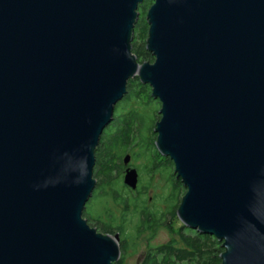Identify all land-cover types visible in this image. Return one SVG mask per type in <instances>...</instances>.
Segmentation results:
<instances>
[{"label": "water", "instance_id": "1", "mask_svg": "<svg viewBox=\"0 0 264 264\" xmlns=\"http://www.w3.org/2000/svg\"><path fill=\"white\" fill-rule=\"evenodd\" d=\"M0 0V264H115L84 217L96 149L138 77L161 103L156 147L186 192L183 224L222 264H264V0ZM131 159L125 156V165ZM124 184L138 187L136 168Z\"/></svg>", "mask_w": 264, "mask_h": 264}, {"label": "trees", "instance_id": "2", "mask_svg": "<svg viewBox=\"0 0 264 264\" xmlns=\"http://www.w3.org/2000/svg\"><path fill=\"white\" fill-rule=\"evenodd\" d=\"M150 4L151 0H147V2L145 1L140 5L142 13L135 25L134 40L132 41L133 53L136 54L141 63L145 61L153 62L155 60L153 53L146 48L149 24L146 20L145 14L147 11L146 9ZM128 89L130 95L134 94L140 97L148 96L150 99H154L151 86L143 84L138 77L129 80ZM130 95L127 96V99ZM131 101L134 100H130L129 103H131ZM155 101L161 104L159 100ZM137 105L139 107V104L136 102L135 107L125 111L128 118L123 120L121 124L119 123V125H117L116 121L118 119L114 117L112 122L107 126V129L104 130L105 132L103 131L99 145L96 149V164L94 167V176L99 178V186L97 190L101 189L105 195H112L115 198L114 200L118 204L124 205L126 209L124 212L122 211L121 215L118 217L116 212L106 206L104 216L107 219V222L103 221L102 218H96L97 221H103V223L98 225L91 224L90 220L85 217L87 221L89 220L88 223L92 227L97 228L99 232L111 235H116L118 232L120 233L121 255L126 253L128 249H133L136 246L137 237L142 231L159 221H166L169 223L168 216H177V208L183 197H180L183 184L181 180L177 179L179 200L173 209H156L157 211L152 210V212L151 208L144 206V204H140L139 195L132 198L130 192L125 190L123 185H117L120 175H122L126 169L124 162L126 155L124 156V153L130 154L133 149L137 148V144H134V134L138 132L137 130H134L137 127L136 123L139 114V108L136 107ZM158 117L160 119L159 113ZM152 150H154V143L150 148L151 152ZM131 153L135 156V152ZM163 160L161 164H158L156 160L153 161L152 156V166H149V169L151 170L150 173H153L155 167L159 165H162L163 170L172 169L174 165L173 161L169 157H166ZM108 188H111L112 193ZM138 191L140 192V188ZM185 192L186 190L184 191V194ZM129 210L132 211L131 216L129 213V217L131 219H137L135 226H129L124 223L128 218ZM185 228L186 226L183 225L181 228L182 230L179 232V237H174L166 244L152 247L144 256L141 264H222L220 256L224 251V248L222 247V243L219 242L216 237L210 234H202L197 230L195 234L186 233ZM115 264H123V262L120 259Z\"/></svg>", "mask_w": 264, "mask_h": 264}, {"label": "rangeland", "instance_id": "3", "mask_svg": "<svg viewBox=\"0 0 264 264\" xmlns=\"http://www.w3.org/2000/svg\"><path fill=\"white\" fill-rule=\"evenodd\" d=\"M145 1L147 2V0H144V2ZM152 2L153 0H151V3ZM140 8L139 18L141 17L142 13V10ZM148 8L146 9L147 11ZM147 11L145 17L147 15ZM129 95L130 91L128 89V94L116 104L114 117L118 119L116 121V124H121L123 120H126L128 118V115H126L125 111L131 109L132 107H135L136 102L139 104V107L138 105L136 106L139 108V114L136 123L137 127L134 129L138 131L134 134V144H137V148L131 151L135 152V156L130 152L131 159L129 163L125 165L126 167L130 166L137 169L139 173V181L138 187L136 189H132L129 186L125 185L123 181L124 171L122 175H120L117 181V185H123L124 189L130 192L132 198L139 195L140 204H144V206L151 208V211H157L156 209L165 210L167 208H169L168 210H172L179 200V187L177 179L181 180L180 178H177L176 174L174 173V165L172 169L170 168L168 170H163L162 165H159L155 167V171L153 173H150L151 170L149 169V166H152V156L153 161L156 160L158 164H161L162 160L166 158V156L162 155L156 147L157 133L155 132V127L157 121L159 120L158 113L161 104L155 101L158 99H150L148 96L140 97L132 94L127 99V96ZM130 100H134L136 102L131 101V103H129ZM106 129L107 127L105 128V130ZM153 143L154 150H152L151 152L150 148L152 147ZM125 155L126 153H124V156ZM95 178L97 179V185L92 197L90 198L84 209L83 215H85L84 217L90 220L91 224L98 225L100 223H103V221L107 222V219L104 216V210L106 209V206H108L112 211L116 212V215H118V217L121 215L122 211H125L126 208L124 207V205L118 204L114 200L115 198L112 195H105V193H103L101 189L97 190L99 186V178ZM139 188L140 192L138 191ZM108 190H110L111 192V188H108ZM185 190L186 188L183 185L180 197L184 195ZM131 212V210L128 211V218L124 223L129 226H135L137 219H131L129 217V213L131 216ZM96 218H102L103 221H97ZM168 218L170 224L166 221H159L158 223L151 225L141 232V234L137 237L136 246L133 249H128L126 253L121 255L124 264H141L144 256L152 247L166 244L174 237H179V232L182 230L181 228L184 225L183 222L180 220L178 215H171L168 216ZM190 229L191 228L186 226L185 232L195 234L196 230ZM119 237H121V235H119Z\"/></svg>", "mask_w": 264, "mask_h": 264}, {"label": "flooded vegetation", "instance_id": "4", "mask_svg": "<svg viewBox=\"0 0 264 264\" xmlns=\"http://www.w3.org/2000/svg\"><path fill=\"white\" fill-rule=\"evenodd\" d=\"M117 234H118V235H120V233H119V232H118ZM117 234H116V235H117ZM120 241H121V237H120ZM120 259H121V260H122V262H123V259H122V258H120ZM123 264H124V263H123Z\"/></svg>", "mask_w": 264, "mask_h": 264}]
</instances>
